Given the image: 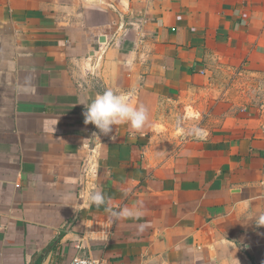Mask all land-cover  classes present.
Returning a JSON list of instances; mask_svg holds the SVG:
<instances>
[{
	"label": "crops",
	"instance_id": "crops-1",
	"mask_svg": "<svg viewBox=\"0 0 264 264\" xmlns=\"http://www.w3.org/2000/svg\"><path fill=\"white\" fill-rule=\"evenodd\" d=\"M262 215L264 0H0V264H264Z\"/></svg>",
	"mask_w": 264,
	"mask_h": 264
},
{
	"label": "clouds",
	"instance_id": "clouds-1",
	"mask_svg": "<svg viewBox=\"0 0 264 264\" xmlns=\"http://www.w3.org/2000/svg\"><path fill=\"white\" fill-rule=\"evenodd\" d=\"M85 108L83 113L85 124H93L99 133L104 135L112 133L113 126L122 123L129 124L134 131H140L149 119L148 111L143 105L134 107L130 105L126 96L117 94L112 90H105L97 94ZM192 132L197 138H202L201 129L194 128ZM89 199L97 207L106 202L105 195L100 190L91 193ZM133 214V210L128 208L112 213L118 218L131 217ZM260 220L264 221V215L260 217Z\"/></svg>",
	"mask_w": 264,
	"mask_h": 264
},
{
	"label": "built area",
	"instance_id": "built-area-1",
	"mask_svg": "<svg viewBox=\"0 0 264 264\" xmlns=\"http://www.w3.org/2000/svg\"><path fill=\"white\" fill-rule=\"evenodd\" d=\"M70 264H106L105 261L90 257H76Z\"/></svg>",
	"mask_w": 264,
	"mask_h": 264
},
{
	"label": "rangeland",
	"instance_id": "rangeland-1",
	"mask_svg": "<svg viewBox=\"0 0 264 264\" xmlns=\"http://www.w3.org/2000/svg\"><path fill=\"white\" fill-rule=\"evenodd\" d=\"M176 125L179 126V127H175L174 129L172 128V130L174 132H176L174 136L182 137L184 135L183 126L185 127L186 123L184 121H182L181 119L180 120L178 119ZM165 142H167V141H165Z\"/></svg>",
	"mask_w": 264,
	"mask_h": 264
},
{
	"label": "water",
	"instance_id": "water-1",
	"mask_svg": "<svg viewBox=\"0 0 264 264\" xmlns=\"http://www.w3.org/2000/svg\"><path fill=\"white\" fill-rule=\"evenodd\" d=\"M103 41V40H102Z\"/></svg>",
	"mask_w": 264,
	"mask_h": 264
}]
</instances>
